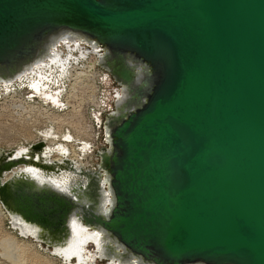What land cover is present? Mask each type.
Instances as JSON below:
<instances>
[{
    "label": "water",
    "instance_id": "water-1",
    "mask_svg": "<svg viewBox=\"0 0 264 264\" xmlns=\"http://www.w3.org/2000/svg\"><path fill=\"white\" fill-rule=\"evenodd\" d=\"M60 32L85 46L65 44L70 65L104 55L98 67L128 98L105 116L97 170L80 172L73 199L19 170L1 183L20 167L77 173L36 161L43 141L18 158L0 150L5 213L63 264H82L53 250L71 219L147 264H264V0H0V75L15 80Z\"/></svg>",
    "mask_w": 264,
    "mask_h": 264
},
{
    "label": "rangeland",
    "instance_id": "rangeland-1",
    "mask_svg": "<svg viewBox=\"0 0 264 264\" xmlns=\"http://www.w3.org/2000/svg\"><path fill=\"white\" fill-rule=\"evenodd\" d=\"M64 55L63 50L62 56ZM72 55L77 56L75 52ZM87 58L79 62L80 67H74L75 64L71 63L74 68L70 70L65 82L64 111L55 110L39 100L29 99L30 94L18 87L15 92L8 94L0 90V150L10 151L19 146L35 144L40 137L37 133L43 130V134L51 136L52 143L55 142V137L69 132L78 141L90 142L94 152L105 147L98 119L103 122L113 109L110 97L113 98L112 87L115 85L113 82L106 85L103 81L104 74L91 65L93 59ZM78 141L76 144H81ZM69 146L72 159L86 167L97 163L93 154L84 153V159L74 145ZM0 264L63 263L34 241L18 236L10 228L5 211L0 206Z\"/></svg>",
    "mask_w": 264,
    "mask_h": 264
},
{
    "label": "bare ground",
    "instance_id": "bare-ground-1",
    "mask_svg": "<svg viewBox=\"0 0 264 264\" xmlns=\"http://www.w3.org/2000/svg\"><path fill=\"white\" fill-rule=\"evenodd\" d=\"M70 40H73V35H71L68 32H60L54 35L49 42L47 43V46H45L42 50V53H40V57L38 59H35L31 63L24 65L20 67L15 75V80H10L11 78L8 77L7 72L0 75V79L4 80L3 84H0V89H5L2 92L3 93H10L11 91L15 92V89L17 87L21 90H26L27 92H33L36 95L40 96L38 100L42 102L45 105H48L55 110L58 111H64L66 104L63 100V94L65 91V82L67 81L70 70H72L74 67H80L78 65H75L72 67L68 60L65 59L66 55L71 54L72 51L76 50V48L79 47L80 43H77V46L75 44H69L68 42ZM53 41V42H52ZM54 43L55 46L50 50V44ZM49 44V45H48ZM65 44H69V47L72 46V51H67L65 48ZM73 45L76 47H73ZM63 49L65 50V55L63 54ZM67 51V52H66ZM96 59L91 62V65L98 67V63L103 61L104 55L100 56L99 59L95 56ZM91 56V57H92ZM91 57L89 56L87 60H91ZM71 58V56H70ZM101 58V60H100ZM100 69V68H99ZM102 71V69H100ZM106 74L105 71H102ZM108 75V74H106ZM12 76V75H9ZM14 77V76H12ZM110 77V76H109ZM142 77V75H140ZM111 78V77H110ZM36 91V92H35ZM17 92V91H16ZM31 99V97H28ZM116 102L117 105L120 104L121 100H127V96L125 95V90H119V93L116 95ZM132 108V107H131ZM103 123V122H102ZM101 123V124H102ZM107 134L105 136L107 143H110L109 139V131L106 127ZM44 131V130H43ZM43 131L38 132V138L39 142L43 141L48 149L39 157H36V161L40 163H46L48 164H64V160L71 161V166L75 167L77 169L76 172H69L66 171V167L60 170V173L55 174H43L40 173L31 167H27L24 169V167H20L19 169H16L13 171L11 175H5V177L1 180V183L7 182L14 172L20 171L19 175L21 176H27V178H31L33 181L39 184V187L41 188H47L50 190H53L57 192L58 194L65 195L68 198L73 199L79 190V186L82 185L84 182L79 174L80 172L90 170L91 172L96 171L97 169L86 167L82 163H80L77 160H74L71 158L70 155V144L74 145V147L77 148V152L79 155H81L82 158H84V153L89 152L91 148L90 145L83 143L81 141H78L74 138V136L71 133H64L61 136L55 137V142H51V136L43 134ZM103 132V131H102ZM102 137L104 139V136L102 134ZM53 139V140H54ZM81 142V144H76V142ZM80 147V148H79ZM28 146H19L18 148L14 149L17 151L16 158L19 156H22L23 154H26V149ZM75 148V149H76ZM11 151V150H10ZM66 155V157H65ZM18 156V157H17ZM79 172V173H78ZM23 180V179H22ZM107 181V177H104V181L101 182L102 185H104ZM84 185V184H83ZM82 185V186H83ZM77 190V191H76ZM106 196V198H105ZM110 191L107 193H104L102 198L105 200V203H111L110 200ZM102 211V210H101ZM6 217L8 218V221L11 220L13 225L18 228L21 234L23 235H31L35 238L34 242L38 244L40 247L38 240L46 241L47 243H51L50 239H47L45 235L38 229L26 226L18 217L7 215L5 213ZM69 230L67 236V241L63 244H56L53 246V250L55 253L59 255H63L65 259H70L73 256H76L79 258V261L82 262V264H97L99 263L96 259V255H94L91 251L89 246L86 245L90 242H92L95 245V248L101 257H109L111 259H117L120 260V262H124L125 264H147L144 263L141 259L132 257L126 250L121 249L120 246L114 243L113 240L110 238H105L103 235H101L98 232H89L87 228H84L82 224L77 219H71L69 223ZM18 232V231H16ZM31 240V239H29ZM33 241V240H32ZM122 250V255L116 256L115 254Z\"/></svg>",
    "mask_w": 264,
    "mask_h": 264
},
{
    "label": "flooded vegetation",
    "instance_id": "flooded-vegetation-1",
    "mask_svg": "<svg viewBox=\"0 0 264 264\" xmlns=\"http://www.w3.org/2000/svg\"><path fill=\"white\" fill-rule=\"evenodd\" d=\"M91 57V56H90ZM96 59L94 56H92L91 57V59ZM98 69V68H97ZM101 74H104V79H103V81H104V83H107L106 85H108L109 83H112L113 81H112V79L108 76V75H106L105 73H103L102 71H101ZM102 76V75H101ZM114 84V83H113ZM115 85V84H114ZM116 86V85H115ZM115 86H113L112 88V91H113V93H112V95H113V98H112V96L110 97V101L111 102H113V104H114V101H116V98H114V95H117L118 93H119V90H120V88L119 87H115ZM1 91H3V90H5V89H0ZM28 94H30V95H28L29 97H31V99H33V100H38V98L40 97V96H38V95H36L35 93H33V92H27ZM113 100V101H112ZM111 111H113V109L111 110ZM102 122H101V119H98V124H101ZM102 139H103V137H102ZM97 150H99V149H97ZM91 151H92V149H90V151L88 152V154H90L91 153ZM96 152V151H95ZM95 152H93V153H91V154H93V157H95ZM95 165L96 164H94L91 168H94L95 167ZM97 264H99V263H97Z\"/></svg>",
    "mask_w": 264,
    "mask_h": 264
},
{
    "label": "built area",
    "instance_id": "built-area-1",
    "mask_svg": "<svg viewBox=\"0 0 264 264\" xmlns=\"http://www.w3.org/2000/svg\"><path fill=\"white\" fill-rule=\"evenodd\" d=\"M81 46H82V47H84V45H81ZM63 50H64V49H63ZM64 51H65V50H64ZM98 126H99V127H102V125H101V124H98ZM82 142H83V141H82ZM83 143H86V144L90 145V148L92 149L91 153H93V145H91V143H90V142L88 143V142H86V141H85V142H83ZM28 146H29V145H28ZM91 153H90V154H91ZM84 159H85V158H84Z\"/></svg>",
    "mask_w": 264,
    "mask_h": 264
}]
</instances>
